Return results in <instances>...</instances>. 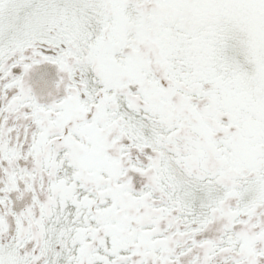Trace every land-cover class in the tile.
<instances>
[{"label": "snow or ice", "instance_id": "snow-or-ice-1", "mask_svg": "<svg viewBox=\"0 0 264 264\" xmlns=\"http://www.w3.org/2000/svg\"><path fill=\"white\" fill-rule=\"evenodd\" d=\"M0 264H264V0H0Z\"/></svg>", "mask_w": 264, "mask_h": 264}]
</instances>
